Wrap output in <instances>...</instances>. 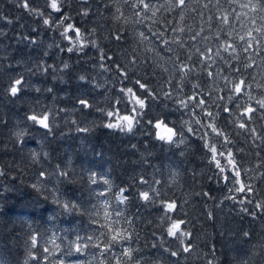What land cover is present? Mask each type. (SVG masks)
<instances>
[{"label":"trees","instance_id":"1","mask_svg":"<svg viewBox=\"0 0 264 264\" xmlns=\"http://www.w3.org/2000/svg\"><path fill=\"white\" fill-rule=\"evenodd\" d=\"M27 3L0 0V264H264V111L238 127L223 110L224 77L264 102V70L212 61L231 0H61L58 27ZM136 99L132 131L105 126Z\"/></svg>","mask_w":264,"mask_h":264},{"label":"rangeland","instance_id":"2","mask_svg":"<svg viewBox=\"0 0 264 264\" xmlns=\"http://www.w3.org/2000/svg\"><path fill=\"white\" fill-rule=\"evenodd\" d=\"M231 4L232 15L226 24L229 30L228 40L217 41V56L214 55L212 61L219 62L221 65L227 64L229 61L227 56H230L232 62L247 63V67L264 70V0H231ZM253 69L256 73L258 72L255 68ZM234 79L223 78V85L227 88L228 95L223 110L230 116L233 123L236 120L238 127H244L241 124H244L246 120L252 121L258 112L264 111V102L263 98L253 93L252 87L247 85L243 78ZM214 86L216 87L217 84L215 83ZM220 98L223 99V95ZM135 102L140 111L134 112L133 116H122L120 113L110 114L111 123L118 124L116 129L132 131L136 126L138 115H143L147 111L148 107L144 101L136 99ZM248 112L252 115L249 114L251 117L247 116ZM129 123H131L130 129ZM216 133L219 137L222 135L217 125L211 127L207 135ZM241 133L242 131L238 130V134ZM223 140L228 142L225 137ZM182 144L183 142L180 143ZM234 157L235 155L230 157L228 173L232 175L230 184L237 194L241 189L246 188L245 184L248 183V179L244 178L242 173L249 169L244 166L243 171L239 169L238 161H235ZM236 176H242V184L238 182Z\"/></svg>","mask_w":264,"mask_h":264},{"label":"snow or ice","instance_id":"3","mask_svg":"<svg viewBox=\"0 0 264 264\" xmlns=\"http://www.w3.org/2000/svg\"><path fill=\"white\" fill-rule=\"evenodd\" d=\"M23 6L25 8L28 7L27 0H23ZM49 7L52 12L60 13V18L57 20V23L54 25L52 24V18L51 14H49L48 17L44 18L43 23L45 26H51V27H58L65 19L67 21L71 20V17L63 11V7L61 6V0H49ZM86 11V10H85ZM84 14V13H82ZM37 15H42V13H37ZM2 18V17H0ZM11 22V21H9ZM79 29L76 28V25L72 22H68L66 25H64V37L68 41L69 47L66 48V51L68 53L71 52V45L73 42V38L71 35H68V33L72 32H78ZM52 45H49V48H51ZM64 68H67V65H64ZM81 80L84 79V77H80ZM24 80L22 78H16L11 81L9 87L7 88V94L11 97H17L21 93L24 87ZM80 105L83 107H88L89 103L87 100L81 99L78 101ZM28 121L31 122V125H34L37 128L44 129L45 131L50 130L51 128V119L52 114L50 111H43V112H37L33 111L29 113L26 117ZM108 128H115L118 127L117 123H108L105 125ZM131 128V123H129V129ZM81 131H87L86 129H80ZM15 135L19 138H23V132H17ZM41 176L44 175L43 172L40 173Z\"/></svg>","mask_w":264,"mask_h":264}]
</instances>
